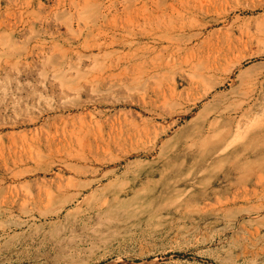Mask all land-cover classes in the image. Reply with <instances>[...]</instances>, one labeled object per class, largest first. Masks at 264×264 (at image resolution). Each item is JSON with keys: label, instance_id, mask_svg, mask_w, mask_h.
<instances>
[{"label": "rangeland", "instance_id": "rangeland-1", "mask_svg": "<svg viewBox=\"0 0 264 264\" xmlns=\"http://www.w3.org/2000/svg\"><path fill=\"white\" fill-rule=\"evenodd\" d=\"M0 30V264H264V0H0Z\"/></svg>", "mask_w": 264, "mask_h": 264}, {"label": "bare ground", "instance_id": "bare-ground-1", "mask_svg": "<svg viewBox=\"0 0 264 264\" xmlns=\"http://www.w3.org/2000/svg\"><path fill=\"white\" fill-rule=\"evenodd\" d=\"M204 57H205V56H204ZM212 58H213V57H212ZM220 58H221V57H220ZM223 58H224V57H223ZM213 59H214V58H213ZM203 64H204V63H203ZM209 65H210V64H209ZM209 65H208V66H209ZM205 68H206V67H205ZM209 69H210V68H209ZM200 72H202V71H200ZM203 72H204V71H203ZM205 72H206V71H205ZM207 72H208V71H207ZM207 72H206V73H207ZM196 73H197V72H196ZM206 73H204L203 75L205 76ZM208 74H209V73H208ZM208 74H207V75H208ZM196 75H197V74H196ZM198 75H199V74H198ZM198 75H197V76H198ZM190 85H191V84H190ZM177 96H178V95H177ZM199 155H200V154H199ZM228 211H229V210H227V212H228Z\"/></svg>", "mask_w": 264, "mask_h": 264}, {"label": "crops", "instance_id": "crops-1", "mask_svg": "<svg viewBox=\"0 0 264 264\" xmlns=\"http://www.w3.org/2000/svg\"><path fill=\"white\" fill-rule=\"evenodd\" d=\"M1 31V30H0Z\"/></svg>", "mask_w": 264, "mask_h": 264}]
</instances>
